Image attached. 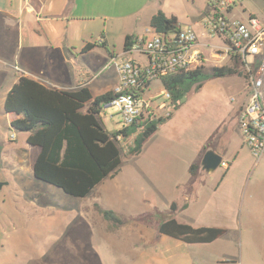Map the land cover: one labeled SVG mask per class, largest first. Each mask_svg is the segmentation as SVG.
<instances>
[{
    "label": "rangeland",
    "instance_id": "1",
    "mask_svg": "<svg viewBox=\"0 0 264 264\" xmlns=\"http://www.w3.org/2000/svg\"><path fill=\"white\" fill-rule=\"evenodd\" d=\"M184 1L190 23L183 28L196 31L202 41H210L201 24L214 9L207 0ZM234 2L237 18L247 22L253 16L264 24V0ZM125 37L115 24L105 31L104 23L98 21L80 20L70 33L65 29L62 41L72 45V62L68 66L71 75L75 73L76 80L83 71L82 81H90L93 92L112 89L118 72L111 64V56L123 53ZM103 38L109 43L107 48L97 46L84 52L86 43L98 45ZM211 45L220 43L212 40ZM210 51L207 50L209 55ZM210 56L206 67L226 66ZM13 68L0 71V80L11 82L24 73L19 67ZM239 71L241 74L206 81L172 109L173 115L180 111L176 121L183 132H192L201 123H213L233 110L234 115L225 122L224 137L220 136L217 144L216 137L212 140L214 150L229 165L233 163L229 157L243 147L236 108L229 105L231 98L237 103L248 98L243 66ZM164 92L165 87L155 81L148 97L157 96L155 102L160 103ZM120 115L116 108L100 114L110 134L123 129ZM141 132L138 130L129 139H116L123 152L122 163L118 173L105 183L111 186L110 192L104 194L99 185L86 198H74L33 177L32 160L28 164L27 155L20 160L27 135L10 130L7 116L0 110V264H264V160L257 162L244 149L230 176L222 166L212 173L201 172L196 180L199 187L190 195V202H185L189 195L186 186L179 183L184 173L185 179L188 175L183 154L166 151L165 128L148 141L141 154L127 157ZM254 165L258 168L248 178V195L239 197L238 183L243 181L245 170ZM222 180L225 188L215 195ZM173 202L181 208L189 204L188 209L176 214L181 223L218 225L228 233L208 245H187L161 236L159 224L172 212ZM97 206L114 211L121 222L106 220Z\"/></svg>",
    "mask_w": 264,
    "mask_h": 264
},
{
    "label": "trees",
    "instance_id": "2",
    "mask_svg": "<svg viewBox=\"0 0 264 264\" xmlns=\"http://www.w3.org/2000/svg\"><path fill=\"white\" fill-rule=\"evenodd\" d=\"M177 17H167L159 11L150 22L156 34L178 33L181 26ZM132 36L125 37V50L129 48ZM107 48L105 41L98 45L86 43L84 52L95 47ZM231 65L221 67L201 66L189 73L166 78L162 81L165 90L171 95L174 108L183 99L201 89L203 83L214 78H226L240 73L242 63L232 59ZM241 74V73H240ZM113 99L112 91L93 97L85 85L74 90L50 88L38 81L21 76L5 99V113L11 117L10 130L27 135V144L37 147L40 152L34 163L33 176L48 185L57 187L74 198H86L103 181L118 173L122 163V149L117 136L129 139L138 128L142 132L134 140V146L127 157L141 154L148 140L157 133L160 125L171 116L156 119L140 118L130 129H122L110 134L101 123L99 116L103 107ZM209 139L200 156L191 164L190 179L186 186L192 193L198 175L203 172L201 160L209 150H214ZM108 221L120 223L114 211L97 206ZM188 204L184 206V209ZM177 203L171 204V213L161 221L159 234L188 245L211 244L227 233L220 228H200L179 222L174 214Z\"/></svg>",
    "mask_w": 264,
    "mask_h": 264
},
{
    "label": "crops",
    "instance_id": "3",
    "mask_svg": "<svg viewBox=\"0 0 264 264\" xmlns=\"http://www.w3.org/2000/svg\"><path fill=\"white\" fill-rule=\"evenodd\" d=\"M159 11L164 12L167 17H177L181 28H183L185 24L188 25L190 23V17L184 0H0V71L8 72V68L14 69L13 67H16L15 69L19 67L20 70L24 71L23 74L17 76L11 82L9 80H0V110L7 116L8 123L11 122V117L9 114L5 113V99L21 76L29 77L50 88L59 90L70 91L79 86L86 85L91 90L93 97L109 93L117 85L118 77L117 83L109 91L106 90L102 92L95 90V92H93L90 81H82L85 75L83 71H80L81 74L78 75L76 79L77 84H75L76 74L73 73L71 75L68 69L69 64L72 62V58L70 57L72 56V45L69 44L68 41H62L65 29H68L70 33L71 27L77 24L78 21L89 20L103 22L105 31L109 29L110 24H115L119 33L124 37L132 36L136 38L145 35L153 36L154 32L150 28V22ZM235 12L236 10L234 7L231 8L228 16L244 21L243 19L237 18ZM250 18L256 17L250 16ZM140 24L144 25V27H139L138 25ZM141 29H143V31L139 32ZM103 41L109 45L108 41L104 38L100 43ZM198 41L197 49L205 54L207 60L210 59V55L214 53L210 51L211 53L209 55L207 50L212 49V40H207V42H205L202 41L199 36ZM124 45L125 41L123 43V52L125 50ZM117 57L111 56V60ZM61 61L62 64L60 63ZM230 63L231 61L224 62L226 65ZM41 76H45V78L48 79H42ZM245 91L248 93L247 83ZM248 99L249 96L241 103H237L234 98H231L229 99L230 104L227 102L232 109L233 107L236 108L237 113L235 119L237 121V127L240 111L247 103ZM175 114L176 113H174V115ZM179 114L180 111L177 112L173 120L165 123V126L160 125L157 133L148 141L160 134L165 128L164 148L166 151H171L175 155H178V153L183 154L185 163L184 169L187 171L188 175L185 179L186 173H184L179 183L187 186L190 179L189 169L191 164L200 156L201 152H203L211 137H216L215 144H217V140L220 136L224 137L226 132L224 128L225 122L227 119L232 118L234 114L233 110L229 109L226 116L222 115V117H219L217 120L211 121L213 123L204 125L201 123V126H196L192 132H183V130L179 128V123L176 121ZM244 149L247 150L246 152H248V154H251L243 144V147H240V151L237 155L234 153L229 157L230 160H233V163L232 165H229V162L227 163V177L234 172L238 164L237 159L240 157V154L245 152ZM223 150L226 151L225 148ZM39 152V148L27 144L26 136V145L22 148V151H20V160L24 158V155H27L28 164L32 160V172L34 171V163ZM262 160H264V156L257 160V162H261ZM257 168L258 167L254 165L246 169L243 173V181L238 183L239 197L248 195V188L250 185V182L248 183V178L254 175L253 172ZM106 182L107 179L100 184V186L102 185V192H104V194L111 191V186L105 184ZM198 187L199 185L196 184L192 193H188L186 188V195H189V198L185 197V202H190V195L195 193ZM221 188H225L223 180L220 181L214 194L219 195L221 193ZM184 206L181 208L180 205H178L175 218L176 214L184 209ZM188 208L189 204L186 209ZM192 226L225 229L224 227L211 224H196ZM225 230L228 233V230Z\"/></svg>",
    "mask_w": 264,
    "mask_h": 264
},
{
    "label": "built area",
    "instance_id": "4",
    "mask_svg": "<svg viewBox=\"0 0 264 264\" xmlns=\"http://www.w3.org/2000/svg\"><path fill=\"white\" fill-rule=\"evenodd\" d=\"M207 2L214 13L202 21V27L208 39L220 43L211 47L212 57L216 62L238 58L246 72L249 99L240 111L238 127L244 146L259 160L264 156V24L257 18L245 22L229 17L234 0ZM198 39L197 32L190 28L133 39L122 55L111 60V64L116 65L118 83L112 90L113 99L103 107L102 113L110 108L118 109L125 130L134 127L140 118L153 120L171 116L174 106L170 93H161L164 100L160 103L155 102L157 96L148 97V93L155 81L163 85L166 78L206 67L209 59L197 49ZM122 138V135L117 136V140ZM221 166L228 168L226 162Z\"/></svg>",
    "mask_w": 264,
    "mask_h": 264
},
{
    "label": "water",
    "instance_id": "5",
    "mask_svg": "<svg viewBox=\"0 0 264 264\" xmlns=\"http://www.w3.org/2000/svg\"><path fill=\"white\" fill-rule=\"evenodd\" d=\"M222 163H223L222 155L216 153L214 150L207 151L201 160L202 170L204 172H209V173H212L215 170H217Z\"/></svg>",
    "mask_w": 264,
    "mask_h": 264
}]
</instances>
